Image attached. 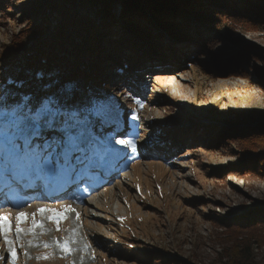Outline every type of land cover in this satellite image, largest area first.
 Here are the masks:
<instances>
[{
  "label": "rangeland",
  "instance_id": "rangeland-1",
  "mask_svg": "<svg viewBox=\"0 0 264 264\" xmlns=\"http://www.w3.org/2000/svg\"><path fill=\"white\" fill-rule=\"evenodd\" d=\"M8 1L4 5L0 1V37L4 38L0 50L26 26L25 6L37 2ZM249 1L241 0L250 9L238 11L234 20L223 23L215 16H204V20L187 16L184 33L175 28L170 33L154 23L140 35L117 19L120 4H111L110 12L116 16L111 37L130 36L136 52L158 43L168 54L147 65L149 78L141 76L149 88L148 98L133 96V114L140 126L135 152L139 161L122 177L99 188L85 206L70 204L81 213L80 221L69 212L60 223L61 231L46 220L43 234L40 229L35 235L22 234L16 264H230L239 241L250 246L254 264H264V6L261 1ZM74 2V8L89 17L103 8L101 3ZM50 16L48 22L54 27L57 12ZM217 25L219 35L212 32ZM206 26L211 27L210 46L196 51L192 40L200 32L206 35ZM183 49L189 57L180 53ZM102 50L109 57L106 60L114 57L106 42ZM109 73L116 78V88L125 75ZM165 75L167 79L156 85L159 77H154ZM115 90L117 107L130 106L129 98ZM138 101L145 104L143 109ZM118 108L112 107L117 121L123 117ZM223 133L234 138L226 140ZM162 139L164 144L157 143ZM242 148L248 150L247 156ZM35 210L36 206H30L24 211ZM11 215L15 226V214ZM30 219L24 227L30 226ZM78 224L72 253L65 256L55 245L45 249L40 243L62 239ZM11 236L15 240L14 233ZM85 243L90 247L83 249ZM0 251L7 255L2 238ZM44 252L53 255L47 260L36 258Z\"/></svg>",
  "mask_w": 264,
  "mask_h": 264
},
{
  "label": "trees",
  "instance_id": "trees-1",
  "mask_svg": "<svg viewBox=\"0 0 264 264\" xmlns=\"http://www.w3.org/2000/svg\"><path fill=\"white\" fill-rule=\"evenodd\" d=\"M0 1L4 5L7 4L8 0ZM10 1L12 0L8 2ZM85 1L101 3L103 8L98 10V14L89 17L74 8V0H37L36 3L25 6L28 9V13L24 14L26 26L21 29L19 35H14L11 38L9 44L4 45V50L0 54V79L11 78L16 81H23L22 91L36 96L41 95L44 85L52 81L58 82L57 87L65 83H71L74 85L75 95L78 99L87 100L91 96L98 99H109L111 106L115 108H118V103L120 105L119 99L113 93L117 89L119 94H123L130 100V106H123L122 109L118 108L127 115L130 121L133 115V103L135 104V97L133 96L148 98L146 94L149 88L141 76L149 78L151 74L147 72V65H151L156 60L155 58H161L162 55L167 53L161 51L160 48L162 47L154 42L151 43V45H154L152 48L136 52L134 51V42L130 36L125 35L124 39L121 35L120 37H111L109 35L111 34V27L113 22L116 21L115 14L110 12L113 2L119 3L121 7L117 19L125 23L130 31L138 35L146 34L150 25H154V23L161 25L170 33L173 32V28L182 30L184 33V30L189 26L187 16L197 19L201 17L202 20L206 18L204 16H210V18L215 16L222 18L224 23L225 21L234 20L238 11H248L250 9V7L244 8L241 0ZM245 1L247 3L249 0ZM257 1L264 4V0ZM218 2L224 6H217ZM263 4L261 6H264ZM45 5L52 8L50 12H46L45 8L42 10L41 7ZM40 12L42 15H39ZM53 12H57V16H55L57 20L56 26L51 27L48 21ZM41 16V21H38ZM109 19H111L110 22L107 21ZM262 19L264 18L262 17ZM219 27L218 25L213 27L214 31L212 32H215L213 34L219 35ZM210 28V26H206V35L199 31L200 36L196 40H192L191 46L196 51L210 46L208 44L210 38H212ZM26 36L29 37V40L24 42L23 39ZM76 37L79 38L78 42ZM142 37L146 38V35ZM105 42L114 54V57L110 60H106L109 57L102 50V45ZM125 48L128 51L126 53L123 52ZM19 51H22V54L19 55ZM180 53H183L182 55L189 54L185 49ZM121 64H123V67ZM107 67H113V69L106 70ZM124 68L128 70L124 71ZM115 71L124 73L125 76L120 77L118 81L120 84L113 88L116 78L109 72ZM34 72L35 74H33ZM38 73L42 75L37 76ZM129 92H131V96L128 95ZM101 135L105 136V134ZM222 137L226 140L234 138L231 133H223ZM242 149H240L242 155L247 156L248 150ZM261 152H264V150L262 149ZM246 217L244 216V218ZM248 219L252 218L248 217ZM236 249L230 264H254L250 246L247 243L239 241Z\"/></svg>",
  "mask_w": 264,
  "mask_h": 264
},
{
  "label": "snow or ice",
  "instance_id": "snow-or-ice-1",
  "mask_svg": "<svg viewBox=\"0 0 264 264\" xmlns=\"http://www.w3.org/2000/svg\"><path fill=\"white\" fill-rule=\"evenodd\" d=\"M22 84L23 81L11 78L0 79V206L10 204L22 207L27 199L22 198L20 193L29 186L50 184L59 179H65L70 184L91 181L96 171L103 168L116 151L112 136L100 134L113 123L117 125L113 131L119 133L114 144L136 152V138L140 134L137 115H132L130 131L125 133L120 131L119 121L113 118L109 99L95 96L87 100L78 99L73 84L65 83L57 87V81L45 84L42 94L36 96L24 93ZM128 95L131 96V92ZM137 103L139 108L145 107L142 101ZM130 159L133 157H126L125 166ZM136 187L139 191V185ZM13 195L15 201L11 199ZM69 212L75 213L77 221L81 220V213L70 204L59 208L41 205L32 213L17 212L14 227L11 213L0 212V238L7 246V255L0 251V264H4L5 260L8 264H16L17 246H23L22 234L35 235L37 228L41 234L47 231L43 222L45 214L46 219L54 223L55 230L61 231L60 223L67 219ZM37 216L41 218L37 219ZM29 218L30 226L24 227ZM79 226L69 229V234L62 239L54 237L51 242L40 243L45 249L55 245L66 256L76 250L71 245L75 243ZM13 233L15 240L11 236ZM33 243V240L28 241L29 245ZM89 247L88 243L83 245V249ZM52 255L51 252H44L36 258L47 260Z\"/></svg>",
  "mask_w": 264,
  "mask_h": 264
},
{
  "label": "bare ground",
  "instance_id": "bare-ground-1",
  "mask_svg": "<svg viewBox=\"0 0 264 264\" xmlns=\"http://www.w3.org/2000/svg\"><path fill=\"white\" fill-rule=\"evenodd\" d=\"M157 77H159V81H157V83L160 85V83H162V82H164L166 79H167V77H166V75L165 76H156V77H154V78H157ZM157 84V85H158ZM8 209L9 208H5V209H1L0 211L1 212H4V211H8Z\"/></svg>",
  "mask_w": 264,
  "mask_h": 264
}]
</instances>
